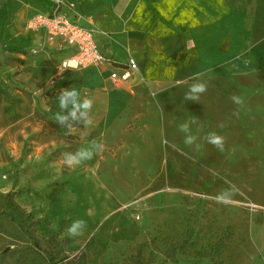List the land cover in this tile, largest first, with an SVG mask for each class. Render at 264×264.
<instances>
[{
  "label": "rangeland",
  "instance_id": "rangeland-1",
  "mask_svg": "<svg viewBox=\"0 0 264 264\" xmlns=\"http://www.w3.org/2000/svg\"><path fill=\"white\" fill-rule=\"evenodd\" d=\"M53 1L0 0V211L17 221L0 215V264H264V41L250 40L252 5L229 57L196 58L194 48L137 57L135 78L114 86L62 69L64 50L28 20L56 10L127 59L144 30L114 27L121 17L104 7L129 0ZM41 57L58 73L37 88ZM200 82L207 91L186 100ZM64 90L91 110L73 117L72 97L60 108ZM211 132L223 151L205 139ZM81 150L91 158L65 163ZM77 220L86 227L71 236Z\"/></svg>",
  "mask_w": 264,
  "mask_h": 264
},
{
  "label": "crops",
  "instance_id": "crops-1",
  "mask_svg": "<svg viewBox=\"0 0 264 264\" xmlns=\"http://www.w3.org/2000/svg\"><path fill=\"white\" fill-rule=\"evenodd\" d=\"M102 5H106V3ZM250 5H252L251 10H253L250 40L254 42L264 41V0H129L128 2L107 5L104 8L121 17L120 22L116 23L114 27L123 25L124 29L129 28L136 33L144 30V38L141 40L134 39L132 43H128L129 50L133 55L129 58H133L138 65L135 59L137 57L167 59L170 52L176 51L179 58L187 56V50L191 48L196 50V58L229 57L246 38ZM126 10H128L130 17L128 22L122 18ZM44 13H50V11L45 10ZM69 20L87 26L72 19ZM37 31L43 33L41 30ZM54 39L57 43L56 46L64 50L62 60L70 56L72 49L59 38ZM94 39L104 54L121 63L129 59L121 58V55L124 54L122 50L98 41L95 32ZM225 41L229 42L228 50L221 48ZM210 62H214V60H206L204 63L209 64ZM67 70H72V74H79L78 71H90L89 74L91 75V72H94L103 82L111 84L110 72H121L122 68L109 66L103 69L88 67ZM185 71L181 69L179 72L184 73ZM137 72H134L127 82L132 81ZM57 73L51 62H46L45 57H41L33 68L31 84L39 88ZM70 86L71 84L66 85L68 88ZM118 106L119 99L113 97L109 103V107L112 108L111 111L116 112Z\"/></svg>",
  "mask_w": 264,
  "mask_h": 264
},
{
  "label": "built area",
  "instance_id": "built-area-1",
  "mask_svg": "<svg viewBox=\"0 0 264 264\" xmlns=\"http://www.w3.org/2000/svg\"><path fill=\"white\" fill-rule=\"evenodd\" d=\"M60 2V0L53 1L55 8L61 5ZM28 27L36 31H43L51 39L59 38L72 49L70 56L61 62L60 67L64 70L88 67L97 69L109 66L121 67V72L111 71L109 74L111 84L120 86L127 82L132 74L139 69L133 58L121 63L101 52L95 42L94 30L91 27L72 22L56 10L51 13H36L28 20Z\"/></svg>",
  "mask_w": 264,
  "mask_h": 264
},
{
  "label": "clouds",
  "instance_id": "clouds-1",
  "mask_svg": "<svg viewBox=\"0 0 264 264\" xmlns=\"http://www.w3.org/2000/svg\"><path fill=\"white\" fill-rule=\"evenodd\" d=\"M207 91V85L205 83H195L190 86L189 91L185 93V99L186 100H198L199 94H202ZM68 97H72L71 103L73 104V110L71 111V115L75 117L76 111L80 109L86 110L87 114L91 108H92V101L90 99H85L83 102L77 101L78 94L75 91H62L60 97H59V106L60 108H66L68 106L69 100ZM232 100L236 104H241L242 100L238 96H233ZM66 119V117H61L59 114H57V120H63ZM88 121H86L87 123ZM180 131L187 133L189 131V125L187 123L182 124L180 126ZM196 138L194 136L189 135L186 138V143L191 144ZM208 143L212 144L216 148H218L220 151H223L224 149V138L222 136L217 135L215 132L208 133L205 137ZM100 147V146H97ZM92 156L91 152H84L83 150L79 151L77 156H68L65 158V163L69 166H72L74 164H79L82 159L78 157H83L86 159H90ZM86 227V223L83 220H77L73 222V224L68 228V233L71 236H77L81 235L83 232V229Z\"/></svg>",
  "mask_w": 264,
  "mask_h": 264
},
{
  "label": "trees",
  "instance_id": "trees-1",
  "mask_svg": "<svg viewBox=\"0 0 264 264\" xmlns=\"http://www.w3.org/2000/svg\"><path fill=\"white\" fill-rule=\"evenodd\" d=\"M74 83V81L73 80H70V81H68V82H66V83H64L65 85H70V84H73ZM67 122H70V123H72V121H70V120H68ZM0 215H4V216H7V217H9L11 220H13L14 222H17L10 214H8L7 212H4V211H0ZM25 233H26V235L31 239V240H33V242L34 243H36V240L33 238V236L31 235V233L29 232V231H27V230H25ZM51 257V256H50ZM51 259H53L52 257H51Z\"/></svg>",
  "mask_w": 264,
  "mask_h": 264
}]
</instances>
